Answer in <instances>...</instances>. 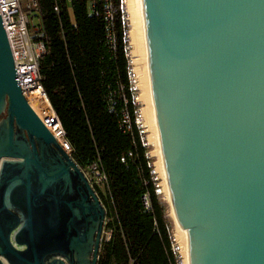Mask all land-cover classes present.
I'll return each instance as SVG.
<instances>
[{
  "label": "water",
  "instance_id": "1",
  "mask_svg": "<svg viewBox=\"0 0 264 264\" xmlns=\"http://www.w3.org/2000/svg\"><path fill=\"white\" fill-rule=\"evenodd\" d=\"M190 264H264V0H142ZM0 16V264H98L106 209L16 81Z\"/></svg>",
  "mask_w": 264,
  "mask_h": 264
},
{
  "label": "trees",
  "instance_id": "2",
  "mask_svg": "<svg viewBox=\"0 0 264 264\" xmlns=\"http://www.w3.org/2000/svg\"><path fill=\"white\" fill-rule=\"evenodd\" d=\"M39 5L34 34L45 45L38 65L43 90L73 160L85 172L98 164L107 179L104 194L93 186L106 209L104 233L110 235L101 240L98 264H176L151 161L135 124L138 107L125 49L129 28L120 0H114L110 31L99 0H39ZM125 111L131 132L121 129Z\"/></svg>",
  "mask_w": 264,
  "mask_h": 264
},
{
  "label": "built area",
  "instance_id": "3",
  "mask_svg": "<svg viewBox=\"0 0 264 264\" xmlns=\"http://www.w3.org/2000/svg\"><path fill=\"white\" fill-rule=\"evenodd\" d=\"M103 4L104 9V19L108 25L109 31L112 30L113 22H114V14L116 12V8L114 5V0H99ZM92 11H95V5L92 6ZM120 10L123 13V23L129 27L127 15L124 9V0H120ZM54 11L58 12V8L54 7ZM40 13V5L39 0H0V16L1 21L3 23L5 33L8 39V43L11 50V55L14 61V68L16 73V81L19 83L21 87L22 93L25 96L29 106L30 103L28 101V93H30L33 89H37L41 91L45 96V92L43 90L41 84V77L39 73V59L42 54L45 52V45L43 41H35V34L32 32V28L34 25V19H39L38 15ZM38 24L36 31L38 30ZM128 39V35H127ZM127 48V57L129 58V77L132 83V90L136 92V80H135V72L132 67V62L130 58V45L129 40ZM47 97V96H46ZM48 99V98H47ZM136 102V97H134ZM134 102V103H135ZM137 105V103H136ZM31 107V106H30ZM33 110V109H32ZM37 115V114H36ZM121 120V129L125 132L132 131V121L129 114L125 111L123 113ZM60 124V122H59ZM135 124L139 129V133L141 135V141L144 147H148L147 138L145 136L146 129L145 125L142 122V117L140 111L136 110ZM59 136L63 138L64 144H60L64 150L70 154V146L65 139L64 131L61 127L59 128ZM132 156L131 153L128 154ZM148 158L150 159V154L147 152ZM149 167L152 169V174L154 175L155 180V171L153 169V164L150 162ZM85 176L87 177L89 183L93 187L104 186L106 184V176L99 170L98 164H93L90 167L89 171H83ZM95 176V177H92ZM158 194V192H156ZM144 204L146 207H149V200L147 196L143 198ZM109 234L107 239L109 238ZM175 252V249H173ZM176 264H182V260L180 258L177 259Z\"/></svg>",
  "mask_w": 264,
  "mask_h": 264
},
{
  "label": "bare ground",
  "instance_id": "4",
  "mask_svg": "<svg viewBox=\"0 0 264 264\" xmlns=\"http://www.w3.org/2000/svg\"><path fill=\"white\" fill-rule=\"evenodd\" d=\"M124 9L128 19L129 30L127 32L130 47L132 48V64L135 69V73L138 75V89L141 90L139 99L141 103L145 104L143 108L145 127L149 135V143L153 147V151L150 154L156 157V171L162 179V187L165 194V198L169 204L170 214L173 218L174 224L178 232V242L180 246V252L182 255V264H190L189 252L187 244V231L183 230L177 223L171 205L167 189V180L165 175V166L163 162V156L161 151V143L159 133L157 129V122L153 105L151 83L149 74V65L147 57L146 38H145V24H144V12L142 0H124ZM28 95V101L31 108L37 114L41 120L43 126L56 138L59 144H64L63 138L58 134L60 124L57 120L49 100L39 90L33 89Z\"/></svg>",
  "mask_w": 264,
  "mask_h": 264
},
{
  "label": "rangeland",
  "instance_id": "5",
  "mask_svg": "<svg viewBox=\"0 0 264 264\" xmlns=\"http://www.w3.org/2000/svg\"><path fill=\"white\" fill-rule=\"evenodd\" d=\"M33 23H34L35 26L32 28V32L35 33L36 29H37L36 25L38 24V20L34 19ZM131 51H132V48L130 49V58H131V62H132L133 58H132V55H131ZM132 67L134 69L133 64H132ZM134 72H135V69H134ZM134 76H135V80H136L135 86L137 88L136 89V93H135V97H136V102L135 103H137L138 110L141 113L142 122L145 125L144 114L142 112L143 108H145V104L141 103V100L139 99L140 94H141V90L138 89V81H139L138 75L135 73ZM145 129L147 130V127H145ZM149 135H150V133L146 131L145 136H146L147 142H148L147 151L150 154V152L153 151V147L149 143ZM150 161L153 164V166H154L153 169L155 171L156 192H158L159 199H160V201H161V203H162V205L164 206V209H165V218H166V221H167V224H168V227H169V231H170L171 238H172V243H173L172 244V249H175V252H176V255H177V259L180 258L182 260L183 258H182L181 252H180V246H179V242H178V232H177V229H176V226L174 224L173 218H172V216L170 214V211H169L170 210L169 204H168V202H167V200L165 198V194H164L163 187H162V179L159 176L158 172L156 171L157 159H156V157H153L150 154ZM92 177H95V176H92ZM97 189H99L98 190L99 193H103L104 194V189L102 187L101 188H97ZM103 236H105L107 238L108 233H103Z\"/></svg>",
  "mask_w": 264,
  "mask_h": 264
}]
</instances>
